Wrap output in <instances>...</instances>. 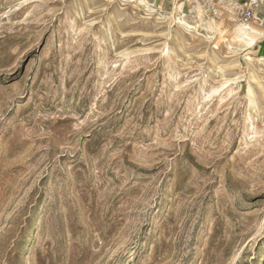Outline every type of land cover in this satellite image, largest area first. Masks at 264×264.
<instances>
[{"label": "rangeland", "instance_id": "rangeland-1", "mask_svg": "<svg viewBox=\"0 0 264 264\" xmlns=\"http://www.w3.org/2000/svg\"><path fill=\"white\" fill-rule=\"evenodd\" d=\"M234 6L0 0V264H264V57Z\"/></svg>", "mask_w": 264, "mask_h": 264}, {"label": "bare ground", "instance_id": "bare-ground-1", "mask_svg": "<svg viewBox=\"0 0 264 264\" xmlns=\"http://www.w3.org/2000/svg\"><path fill=\"white\" fill-rule=\"evenodd\" d=\"M124 2H128V3H137L139 5L143 4L144 0H122ZM230 1V0H229ZM232 6V5H231ZM235 7V6H234ZM148 12H152L153 10L151 9V7L148 6ZM262 5L258 7V9L256 10V15L255 17H257V20L259 22H263L264 21V14L262 11ZM176 11V8H175ZM174 20L179 24V25H183L186 29L188 30H194L195 27L186 24L181 18L176 17L174 18ZM232 34V39L234 42L238 43L239 45H241L244 48L247 49H251L255 46V44L262 39L264 32L261 30H258L257 28L253 27L251 24H238L235 26V28L232 30L231 32ZM246 61L248 62H252V58L247 56L246 57ZM260 64V68H264V58L259 60Z\"/></svg>", "mask_w": 264, "mask_h": 264}, {"label": "built area", "instance_id": "built-area-1", "mask_svg": "<svg viewBox=\"0 0 264 264\" xmlns=\"http://www.w3.org/2000/svg\"><path fill=\"white\" fill-rule=\"evenodd\" d=\"M264 3V0H236L233 11L235 23L249 24L255 19L256 10Z\"/></svg>", "mask_w": 264, "mask_h": 264}, {"label": "crops", "instance_id": "crops-1", "mask_svg": "<svg viewBox=\"0 0 264 264\" xmlns=\"http://www.w3.org/2000/svg\"><path fill=\"white\" fill-rule=\"evenodd\" d=\"M262 11L264 14V3L262 4ZM264 32V31H263ZM254 52L256 54L262 55V57H264V35L262 37V39H260L254 46Z\"/></svg>", "mask_w": 264, "mask_h": 264}]
</instances>
